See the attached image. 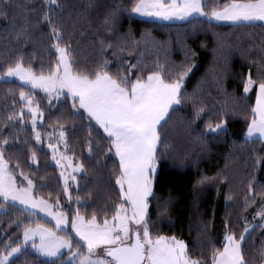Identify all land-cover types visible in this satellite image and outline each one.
<instances>
[{
    "label": "trees",
    "instance_id": "obj_1",
    "mask_svg": "<svg viewBox=\"0 0 264 264\" xmlns=\"http://www.w3.org/2000/svg\"><path fill=\"white\" fill-rule=\"evenodd\" d=\"M230 2L204 0L205 11L219 10ZM60 3L62 15L53 19L64 36L62 46L71 47L79 71H91L107 60L111 73H124L129 63L139 61L137 68L145 75L161 70L175 78L194 66L184 79L181 104L170 110V118L160 131L156 195L150 198L149 206L153 235H175L188 243L194 258H210L213 246H222L226 229L239 234L247 221L249 227H255L244 244L245 259L248 264H262L264 220L256 213L264 204V142L246 139L255 91L245 94L243 81L249 72L253 79L264 74V25L216 24L199 17L160 22L132 14L133 0ZM5 10L6 14H0V73L20 57L38 74L47 73L55 66L58 53L51 47V29L43 21V0H0V13ZM132 74H138L137 69ZM27 90L14 80L0 82V141H9L4 155L10 168L20 164L16 170L18 184H26L19 175L22 170L35 182V192L51 203L58 200L69 219L77 208L87 217L95 212L101 220L105 214L111 219L114 205L120 202L115 184L119 159L114 150L108 151L106 134L83 109L72 107L70 96L63 95L57 102L36 99L44 116L38 129L49 133L63 124L67 152L75 163L84 166L76 184L69 188V201L44 142L36 144L30 124L8 119L19 114L24 105L20 92ZM200 108L204 111L197 118ZM224 120L225 132L207 133L208 123ZM89 141L93 144L91 156ZM33 149L39 170L30 167ZM205 177L208 179L200 183ZM32 222L28 213L0 202V251L10 241L21 243L24 226ZM14 259L15 264H67L65 255L42 260L29 247Z\"/></svg>",
    "mask_w": 264,
    "mask_h": 264
},
{
    "label": "snow or ice",
    "instance_id": "obj_2",
    "mask_svg": "<svg viewBox=\"0 0 264 264\" xmlns=\"http://www.w3.org/2000/svg\"><path fill=\"white\" fill-rule=\"evenodd\" d=\"M43 7V21L50 27V36L54 40L51 47L58 53L55 66L47 73L40 71L38 74L33 67L25 66L23 57H20L0 73V80L7 82L10 78L18 79L32 90H42L50 101L53 96L58 98L60 95H69L72 107L77 111L83 109L89 120L95 121L110 141L108 151L111 153L114 150L115 156L119 158V174L115 177V184L118 186L120 202L114 205L111 219L105 214L101 220L95 212L87 217L81 215L77 208L70 222L67 212L55 210L62 207L58 200L53 204L34 195L35 182L22 170L19 175L26 181V186L18 184L16 170L20 169V164L17 162L14 168H10V162L4 155L9 141L3 138L0 141V201L13 206L22 205L23 210H31L32 214L39 210L55 223L53 227H46L38 221L32 222L35 227L32 223L25 225L22 243L10 241L6 244L5 250L0 251V264H15L14 258L23 254V246L29 242L38 254L46 257H59L62 249H68L71 255L67 264L76 260L78 264H248L244 244L255 226L250 228L247 221L239 234L226 229L222 246H213L210 258H194L184 239L175 235H153L150 227V198L156 195L154 187L160 166V131L167 123L166 118H170L173 106L181 104L184 79L194 66H188L175 78L164 75L161 70L145 75L142 69L137 68L139 61L129 63L124 73H111L107 60L91 71H79L75 66L71 47L66 44L62 46L64 36L53 19L54 16L58 19L62 15V3L60 0H43ZM205 8L204 0H133L130 11L132 14L163 20H188L199 16L206 17L208 21H229L234 24L260 22L264 25V0H231L219 10L213 8L210 12L205 11ZM0 14H6V10ZM39 21L40 16L37 15L36 22ZM25 35L28 33L25 32ZM103 50L102 47L101 51ZM133 69H137L138 74L133 75ZM252 91H255V106L251 109L252 117L247 126L246 139L257 137L264 140V74L260 79H253L249 72L243 81V92L247 94ZM20 100L25 102L24 108L31 117L35 142L40 146L42 135L37 126L44 119L43 112L36 105L31 92L21 91ZM24 108L19 110L18 115L14 113L10 116L9 121L17 119L23 122ZM203 111L200 108L196 117L199 118ZM226 125V120L215 125L208 123L207 133L222 134L226 131ZM57 127L56 143L51 142L54 133L50 132L47 134V147L51 150L54 164L61 168L64 192L71 201L68 181L76 180L71 172L83 171L84 166L82 163L74 164L73 157L65 154L66 132L63 124H58ZM61 143L64 144L65 152L59 151ZM92 149L93 144L89 141L90 156ZM30 159V167L36 166L39 170L35 149L32 150ZM207 179L205 177L200 183ZM249 190L253 191L251 184ZM254 200L253 195L252 201ZM76 202H80L79 197ZM248 203L249 199L246 198V206ZM256 215L264 220V204ZM69 222L75 235L86 247V252L80 250L79 244L72 251L74 245L71 237L58 234L66 229Z\"/></svg>",
    "mask_w": 264,
    "mask_h": 264
},
{
    "label": "rangeland",
    "instance_id": "obj_3",
    "mask_svg": "<svg viewBox=\"0 0 264 264\" xmlns=\"http://www.w3.org/2000/svg\"><path fill=\"white\" fill-rule=\"evenodd\" d=\"M134 15H136V14H134ZM136 16H138V17H140V18H146V19H151V20H156V21H160V22H177V21H184V20H178V19H173V20H163V19H160V18H157V17H152V16H141V15H136ZM196 17H199V16H196ZM190 18H193V17H190ZM189 18V19H190ZM199 18H202V19H205V20H207L206 19V17H199ZM11 80H14V81H17V82H19L21 85H23L24 87H26L28 90L27 91H24V92H31L32 93V95H33V98H34V100H35V102H36V105H38V101L36 100V99H39V98H45V99H47L48 101H50L49 100V97L42 91V90H39V89H36V90H32L31 88H30V86H28V85H24L21 81H19L18 79H15V78H10L8 81H11ZM1 81H3V80H0V82ZM63 95H60L58 98H56L55 96H53V98H51V101H55V102H57L58 100H61V97H62ZM67 96H69V95H67ZM23 102V101H22ZM23 103H25V102H23ZM35 106V105H34ZM39 106V105H38ZM22 108H24V105H23V107ZM24 111H25V117H24V121L23 122H25V123H28V124H30V126H31V123H30V120H31V117L30 116H28L27 115V109L26 108H24ZM41 123L42 122H39L38 123V126L39 125H41ZM38 126H37V130L38 131H40L41 132V135H42V143L44 142V146H45V148H47L48 149V147H47V145H48V143H49V139H48V133H46V132H42L41 130H39L38 129ZM50 133V132H49ZM52 133H54V138H53V140L51 141L52 143H56V138H55V134H58V131H52ZM50 152H51V150L50 149H48ZM59 151L60 152H65V147H64V144L63 143H61V144H59ZM52 154V153H51ZM65 154L66 155H68V156H70L69 154H68V152L66 151L65 152ZM51 158H52V155H51ZM52 162H53V160H52ZM74 162V161H73ZM53 164H54V162H53ZM74 164H77V163H75L74 162ZM55 165V164H54ZM78 165V164H77ZM56 167H57V169H58V171H59V176H60V172H61V168L59 167V166H57V165H55ZM68 171L69 172H71V169H68ZM82 171H77V172H71V175H74L75 177H76V180L75 181H73L72 179H69V181H68V183H69V188H70V186L71 185H75L76 184V182H77V180H78V176H79V174L81 173ZM60 179H61V182H62V185H63V188H64V180H63V178H61V176H60ZM21 186H26V184L25 185H21ZM117 188H118V186H117ZM66 194V193H65ZM34 195L37 197V198H40V197H43V196H41V195H39V194H37L36 192H35V190H34ZM67 195V194H66ZM68 196V195H67ZM44 198V197H43ZM44 199H46V198H44ZM47 200V199H46ZM49 201V200H48ZM1 202V204H3V205H11V206H13L12 204H9V203H4V202H2V201H0ZM50 202V201H49ZM51 203V202H50ZM54 204V203H53ZM14 207H17V208H19V209H21V210H23V206L22 205H19V204H16ZM55 210H62V209H55ZM24 212H26V213H28L29 214V216H30V218H31V220H33V221H38L40 224H43V225H45L46 227H53L54 226V220L51 218V217H49V216H47L45 213H43V212H41V211H39V210H37L36 211V213L35 214H32V212H31V210H28V211H25V210H23ZM63 211H65V210H63ZM65 212H67V211H65ZM68 213V212H67ZM74 216H75V212H74V215L72 216V218L71 219H69V221L71 222V220L74 218ZM69 222V224H68V226L66 227V229L64 230V231H60V232H58V234L59 235H62V236H69V237H72L71 239H72V242H73V245H74V247H73V249H72V251H75L76 250V245L77 244H79L81 247H80V250L81 251H84V252H86V247L85 246H83V242L82 241H80V239H79V237L78 236H76L75 235V232H74V230H72L71 229V223ZM46 223H49L50 225H48V224H46ZM263 224H264V221H263ZM32 226L33 227H35V224H32ZM264 226V225H263ZM251 228V227H250ZM22 241H23V233H22V237H21V243H22ZM36 242L38 243L39 242V239L37 238L36 239ZM24 247V249L25 248H27V247H29V249L39 258V259H42V260H56V259H59L60 257H62L63 255H65V261L66 262H68L69 261V259H70V255H71V253L69 252V250L68 249H62V254H61V256H59V257H46V256H42V255H40V254H38L36 251H35V249H33L32 247H31V242H29V244H27V245H24L23 246ZM71 263H75V264H78V260H76V261H72Z\"/></svg>",
    "mask_w": 264,
    "mask_h": 264
},
{
    "label": "crops",
    "instance_id": "obj_4",
    "mask_svg": "<svg viewBox=\"0 0 264 264\" xmlns=\"http://www.w3.org/2000/svg\"><path fill=\"white\" fill-rule=\"evenodd\" d=\"M207 19V18H206ZM170 22V21H169ZM210 22H213V23H216V24H234V23H232V22H229V21H216V20H212V21H210ZM254 23H260V22H254ZM240 24H242V23H240ZM175 106V105H174ZM173 106V107H174ZM254 106H255V102H254ZM163 123V122H162ZM251 139H258L257 137H253V138H251ZM260 140V139H259ZM263 142H264V140H262ZM119 159V158H118ZM262 264H264V262L262 263Z\"/></svg>",
    "mask_w": 264,
    "mask_h": 264
},
{
    "label": "bare ground",
    "instance_id": "obj_5",
    "mask_svg": "<svg viewBox=\"0 0 264 264\" xmlns=\"http://www.w3.org/2000/svg\"><path fill=\"white\" fill-rule=\"evenodd\" d=\"M86 40V39H85Z\"/></svg>",
    "mask_w": 264,
    "mask_h": 264
}]
</instances>
